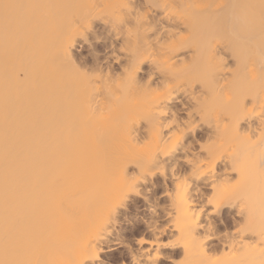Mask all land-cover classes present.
<instances>
[{"label":"bare ground","instance_id":"bare-ground-1","mask_svg":"<svg viewBox=\"0 0 264 264\" xmlns=\"http://www.w3.org/2000/svg\"><path fill=\"white\" fill-rule=\"evenodd\" d=\"M0 264H264V0H0Z\"/></svg>","mask_w":264,"mask_h":264},{"label":"rangeland","instance_id":"rangeland-1","mask_svg":"<svg viewBox=\"0 0 264 264\" xmlns=\"http://www.w3.org/2000/svg\"><path fill=\"white\" fill-rule=\"evenodd\" d=\"M112 256H114V257H112L113 258V260H118V259H121V257H122V255L120 256V254L119 253H114ZM118 257V258H117Z\"/></svg>","mask_w":264,"mask_h":264}]
</instances>
